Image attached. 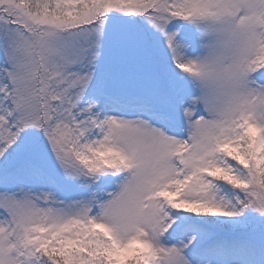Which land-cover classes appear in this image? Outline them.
Segmentation results:
<instances>
[{
	"label": "snow or ice",
	"instance_id": "snow-or-ice-1",
	"mask_svg": "<svg viewBox=\"0 0 264 264\" xmlns=\"http://www.w3.org/2000/svg\"><path fill=\"white\" fill-rule=\"evenodd\" d=\"M0 264H264V0H0Z\"/></svg>",
	"mask_w": 264,
	"mask_h": 264
}]
</instances>
